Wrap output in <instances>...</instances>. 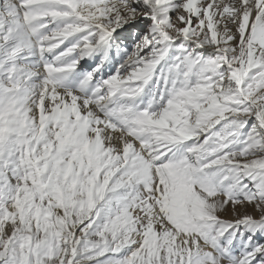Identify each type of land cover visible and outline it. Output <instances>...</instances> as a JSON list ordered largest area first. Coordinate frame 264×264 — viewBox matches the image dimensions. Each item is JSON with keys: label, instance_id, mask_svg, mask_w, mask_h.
I'll return each mask as SVG.
<instances>
[{"label": "snow or ice", "instance_id": "snow-or-ice-1", "mask_svg": "<svg viewBox=\"0 0 264 264\" xmlns=\"http://www.w3.org/2000/svg\"><path fill=\"white\" fill-rule=\"evenodd\" d=\"M0 264H264V0H0Z\"/></svg>", "mask_w": 264, "mask_h": 264}]
</instances>
